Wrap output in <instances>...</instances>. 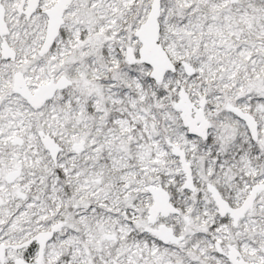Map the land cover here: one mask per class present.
<instances>
[{"label":"snow or ice","instance_id":"obj_1","mask_svg":"<svg viewBox=\"0 0 264 264\" xmlns=\"http://www.w3.org/2000/svg\"><path fill=\"white\" fill-rule=\"evenodd\" d=\"M0 264H264V0H0Z\"/></svg>","mask_w":264,"mask_h":264}]
</instances>
